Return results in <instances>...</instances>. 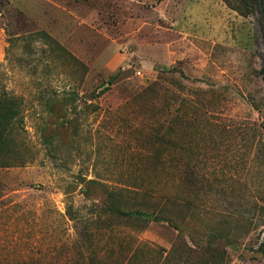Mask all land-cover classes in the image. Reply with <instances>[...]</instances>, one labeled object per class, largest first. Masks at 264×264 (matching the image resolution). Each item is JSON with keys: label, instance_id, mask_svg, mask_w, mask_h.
Instances as JSON below:
<instances>
[{"label": "rangeland", "instance_id": "rangeland-1", "mask_svg": "<svg viewBox=\"0 0 264 264\" xmlns=\"http://www.w3.org/2000/svg\"><path fill=\"white\" fill-rule=\"evenodd\" d=\"M237 5L0 0V264H264V23ZM127 187L170 221L99 211Z\"/></svg>", "mask_w": 264, "mask_h": 264}, {"label": "trees", "instance_id": "trees-1", "mask_svg": "<svg viewBox=\"0 0 264 264\" xmlns=\"http://www.w3.org/2000/svg\"><path fill=\"white\" fill-rule=\"evenodd\" d=\"M236 10L241 15H250L256 10L259 17L262 19L264 23V0H238V5L236 7ZM264 71V68H263ZM5 114L2 115L1 119V129L5 131V129L8 127L9 120L5 119ZM83 184L86 186V188L82 189V193L84 195L88 194L89 188L87 185L94 184L96 182L95 179H81ZM125 190L128 191L129 196L128 200L125 199L123 201H120V199L116 196V191L109 190L104 198V201L101 202V207L99 211L103 213H108L110 216H116L120 214H124L127 216L130 220H166L170 221L169 217H165L159 209L160 203L159 200L155 199L154 194H151L147 191L141 192L142 197L141 198H134L136 194H139L134 187H127ZM169 197V196H166ZM162 198V197H160ZM164 198V197H163ZM125 201V202H124ZM122 203H129L126 205L123 210ZM94 206V204H92ZM70 205H67L66 207V213H70ZM264 242V238L262 243ZM221 255L220 260L221 261ZM212 264H222V262H216Z\"/></svg>", "mask_w": 264, "mask_h": 264}]
</instances>
